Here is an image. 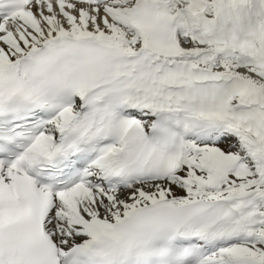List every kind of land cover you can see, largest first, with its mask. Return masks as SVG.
Masks as SVG:
<instances>
[{
	"label": "snow or ice",
	"instance_id": "obj_1",
	"mask_svg": "<svg viewBox=\"0 0 264 264\" xmlns=\"http://www.w3.org/2000/svg\"><path fill=\"white\" fill-rule=\"evenodd\" d=\"M0 264H264V0H0Z\"/></svg>",
	"mask_w": 264,
	"mask_h": 264
}]
</instances>
